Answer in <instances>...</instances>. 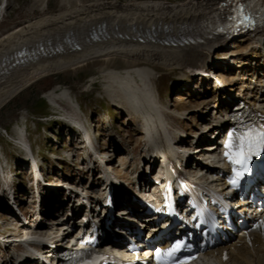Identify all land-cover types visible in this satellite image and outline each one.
<instances>
[{
	"label": "bare ground",
	"instance_id": "1",
	"mask_svg": "<svg viewBox=\"0 0 264 264\" xmlns=\"http://www.w3.org/2000/svg\"><path fill=\"white\" fill-rule=\"evenodd\" d=\"M47 1L43 0L44 6ZM225 1L227 0H100L86 4L77 0L78 5L72 7L71 0H62V4L68 6L66 10L40 17L0 37V110L31 86L51 75L76 70L95 61L110 63L113 59L122 58L127 64L134 66L122 70L104 66L99 68L97 74L89 77L88 84L92 86L99 82L104 96L129 115L134 130L145 142V155L150 159L149 162L157 163L164 158L168 160L172 156H181L191 163L193 154L209 155V150L203 147L194 151L185 148L188 145L187 136L174 130L169 122L171 114L181 120L185 117L160 102L155 73L156 68L179 70L182 80L193 81L196 78L195 71L216 67L213 52L229 44L232 39L201 34L213 23L219 7ZM238 38L240 39L237 40ZM193 39L194 43L191 42ZM234 40L235 38L232 41ZM236 41L241 43H235L233 47L237 49V56L232 59L233 62L231 59L228 62V66L231 62L236 63V77L226 81H219L221 77L217 74V81L203 78L204 83H214L213 94L217 99L214 107L219 111L216 126H219V130L228 122L225 116L231 105L241 98L246 97L245 100L252 106L264 112V73L257 79L255 86L252 84L258 73L263 72L264 33L247 34L237 37ZM20 52L26 53L24 61L14 66L16 60L12 61V58ZM251 65L254 67L247 73L246 70ZM225 97V101H222ZM46 98L54 113L60 114L68 125L77 127L81 134L84 133V142L88 140L94 146L93 136L86 130V122L81 118L82 107L71 91L56 86L46 93ZM65 104L68 109L64 107ZM213 128L211 124L201 135L193 136L194 140L203 143V137ZM28 132V126L25 124L19 125L15 130L16 139L25 153H30ZM176 146L183 152H178ZM6 161L4 159V163ZM109 161L99 155L96 160L101 167L105 163V184L116 183L117 191L122 193L123 204L125 196L129 193L124 191L127 185L119 181L120 177L116 172L111 174V166L107 164ZM203 165L208 166V163L204 162ZM105 169L108 170L107 173ZM139 174L143 183L148 182V178L141 172ZM214 183H221V180L217 179ZM142 189V192H149L150 187L143 184ZM52 202L49 201L51 207ZM131 202L132 199L128 198L127 203ZM121 203L118 207L123 211L126 208ZM51 212L46 213L53 215ZM40 228L41 224L35 230H32V227L27 228L25 232L29 234L17 240V243L11 236L4 238L1 241L4 250H0V253H9L12 248V254L8 255L9 259L4 260L2 264H20V259L14 261V253H24L45 244L42 237L44 230ZM58 228L59 225L56 230H59ZM37 233L38 235H34ZM15 246L20 247L19 251ZM217 262L227 264L221 263L219 259ZM231 263L264 264V245L256 249L245 246L233 251Z\"/></svg>",
	"mask_w": 264,
	"mask_h": 264
},
{
	"label": "rangeland",
	"instance_id": "2",
	"mask_svg": "<svg viewBox=\"0 0 264 264\" xmlns=\"http://www.w3.org/2000/svg\"><path fill=\"white\" fill-rule=\"evenodd\" d=\"M82 1L87 4L100 0ZM119 1L131 2L133 0ZM170 1L184 2L186 0ZM77 5V0H71L72 7ZM67 7V5L62 4V0H48L45 6L43 0H0V37L40 17L58 14L66 10ZM235 43L241 45L240 42L235 40L216 49L212 54L216 67H212L211 71L220 75L219 80L221 81L236 77L237 70L234 68L236 63H232L234 61L232 59L237 56V49L233 48ZM230 59L232 62L228 66ZM104 66L109 69L122 70L132 67L134 64H127L124 59L117 58L110 63L95 61L76 70H67L51 75L31 86L0 110V164L3 165V159H6L5 163H8L9 171L12 170L10 173L14 172L13 177L18 184L22 198L21 202L26 209L30 208V199L35 197L33 195L35 182L33 179H28L25 175L26 172H24V167H26L24 161L27 158V152L25 153L22 145L16 139L15 130L19 125L25 124L28 126L27 136L33 153L36 156L39 155L45 163L42 178H48L53 184L60 185L66 182L65 185L69 183L73 188L84 189L85 184L87 185V182H89V177L92 176L87 172V168L94 166L95 157L89 154L85 143L82 144L83 134L78 132L74 126L68 125L60 114L54 113L46 98V93L56 86L68 89L79 101L83 110L81 118L86 122V130L89 129L93 136L97 151L101 155H107L106 160L109 158L111 161L109 165L112 170L108 168L110 172H116L121 180L129 182L134 189L135 174L142 169L149 171L150 163L145 155V149H147L145 148V142L134 130V124L129 115L104 96L102 85L99 82L92 86L88 84L89 77L97 74L99 68ZM253 67L254 65H251L247 68V73H250ZM181 76L179 70L156 68L155 82L160 102L173 112L182 113L185 117L181 120L171 114L170 117L172 118H169V122L172 128L185 133L188 138L187 144L192 145L194 143L193 136L201 135V132L204 131L203 128L209 126L206 122L209 119L211 120L215 114L214 106L217 99L213 94V84L204 87L203 83L199 82L200 79L196 80L194 78L193 81H184ZM239 86L242 85L239 84ZM64 107L68 109L67 105ZM23 119L26 121L23 122ZM55 138L58 143L53 141ZM189 149L192 150L193 145ZM53 152L57 155L53 156ZM102 157L104 158V156ZM56 158H59V160H55ZM6 173L10 175L8 170L5 171ZM111 174L115 173L111 172ZM151 174L156 176L158 172L156 170ZM95 176L98 178V171ZM102 185L103 183L100 182L101 188ZM4 190L0 183V215L4 212L3 201L6 195ZM23 194H26V197ZM59 198L60 200L64 199L62 196H59ZM29 210L34 211L33 209ZM31 224L33 223L29 221L28 229L32 226ZM27 230L19 231V239L29 234L25 232ZM34 235H38V233ZM11 238L15 239V243L19 240L15 236H11ZM15 247L19 251L20 247ZM3 254L5 253H0V259H5L6 256ZM11 254L12 248L9 251V255ZM20 257L19 253L13 255L14 261L20 259Z\"/></svg>",
	"mask_w": 264,
	"mask_h": 264
},
{
	"label": "snow or ice",
	"instance_id": "3",
	"mask_svg": "<svg viewBox=\"0 0 264 264\" xmlns=\"http://www.w3.org/2000/svg\"><path fill=\"white\" fill-rule=\"evenodd\" d=\"M248 22L251 23V20L249 19ZM229 146L231 148V144ZM260 149H264V127H262L258 132L253 129L249 130L248 133L243 134L239 139L238 145L236 146V151L234 153L230 151L227 155L233 164H239L242 170H246L251 155L253 152L259 151ZM179 247L180 246L177 245L176 248L170 249L168 253L163 255L170 257L171 254L174 253ZM161 255V253H158V258Z\"/></svg>",
	"mask_w": 264,
	"mask_h": 264
},
{
	"label": "water",
	"instance_id": "4",
	"mask_svg": "<svg viewBox=\"0 0 264 264\" xmlns=\"http://www.w3.org/2000/svg\"><path fill=\"white\" fill-rule=\"evenodd\" d=\"M25 54H26L25 52H20V53H17L14 58H12V61L16 60L14 62V66L19 65L20 63H23L22 61H24L23 58Z\"/></svg>",
	"mask_w": 264,
	"mask_h": 264
}]
</instances>
